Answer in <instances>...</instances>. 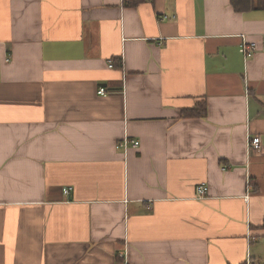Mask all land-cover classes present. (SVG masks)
Returning <instances> with one entry per match:
<instances>
[{
  "label": "crops",
  "instance_id": "crops-1",
  "mask_svg": "<svg viewBox=\"0 0 264 264\" xmlns=\"http://www.w3.org/2000/svg\"><path fill=\"white\" fill-rule=\"evenodd\" d=\"M125 261L264 264V9L0 0V264Z\"/></svg>",
  "mask_w": 264,
  "mask_h": 264
},
{
  "label": "built area",
  "instance_id": "built-area-1",
  "mask_svg": "<svg viewBox=\"0 0 264 264\" xmlns=\"http://www.w3.org/2000/svg\"><path fill=\"white\" fill-rule=\"evenodd\" d=\"M256 46L254 42H245L242 41L241 44V52L243 53V55L245 57H249L253 54L254 50H255ZM109 66H112V63L110 62ZM98 93L100 94H104L105 91L103 88H100L98 90ZM139 145V141L137 139H130V138H123L122 141H120L117 145L116 148H127L128 146L131 147H137ZM249 147H251L254 150H258L260 148V138L259 136H253L251 139H249ZM196 189V194L197 197L202 199L206 196L207 193V186L204 182H201L199 184L196 185L195 187ZM71 190V187H64L63 188V193L67 194L69 193V191ZM123 256V255H122ZM125 264H129L125 261ZM253 264V263H252Z\"/></svg>",
  "mask_w": 264,
  "mask_h": 264
},
{
  "label": "trees",
  "instance_id": "trees-1",
  "mask_svg": "<svg viewBox=\"0 0 264 264\" xmlns=\"http://www.w3.org/2000/svg\"><path fill=\"white\" fill-rule=\"evenodd\" d=\"M233 9L242 12L250 9H264V0H230ZM206 112L205 105L195 106L189 109H184L183 116H202Z\"/></svg>",
  "mask_w": 264,
  "mask_h": 264
}]
</instances>
